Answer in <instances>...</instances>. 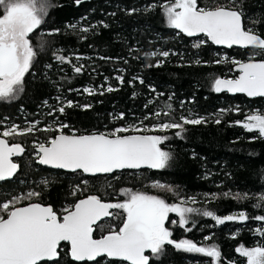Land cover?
<instances>
[{"label": "trees", "instance_id": "1", "mask_svg": "<svg viewBox=\"0 0 264 264\" xmlns=\"http://www.w3.org/2000/svg\"><path fill=\"white\" fill-rule=\"evenodd\" d=\"M50 2L54 7L49 9L46 23L31 39L36 44L42 32L47 33L54 28L61 31L56 35L43 36L47 43L32 70L36 75L26 77L25 92L19 99L13 102L0 101V131L11 124L24 127L27 122L35 120L40 121L38 128H44L48 124L55 126L54 119L71 126L70 129H65L66 132L76 129L81 134L140 125L141 122L151 126L157 121L149 114L163 109L166 103L172 104L173 116L177 119L182 114L191 113L193 116L207 117L208 122L187 125L184 139L175 137V129L166 133H144L170 136V140L162 148L172 151L176 156V162L171 167L123 170L95 177H87L82 172L52 170L36 163L33 141L44 142L54 133L36 131L31 135L16 137L10 142L23 143L26 151L16 159L22 165L17 175L8 182L0 183V201L35 189L41 192L39 202L51 204L60 214L64 207L87 195L95 194L105 200H118L123 199L119 195L122 188H131L161 195L169 203L179 202L180 198L195 197L196 203L190 202L187 206L206 208L220 216L240 210L252 216L264 215V201L259 200L260 195L264 194V140L252 141L250 138L253 133L235 123L243 120L249 112L264 110V98L251 100L242 95L217 94L211 89L215 77L234 78L237 75L230 62L216 64L213 61L225 56L246 61L257 50L234 47L224 49L209 42L199 49L194 48V43L207 38L178 34L177 30L167 26L159 7L151 12L143 11L150 3L159 5L162 0H85L79 7L72 0ZM213 2L215 0H199L201 6ZM235 2L240 4L245 13V24L264 34V0ZM131 8L141 11L128 15L127 10ZM82 17L86 19H81ZM100 21L108 27H102ZM70 24H77V28H69ZM91 25L97 26L94 31H79L81 27ZM83 36L87 38L82 39ZM154 50L176 54H170L167 58L143 55ZM54 52L70 56L72 64H83V72L76 74L72 71V64L56 61L53 58ZM76 56L83 58L77 60ZM259 58L260 55H256V59ZM156 59L163 60V63L158 67L145 66L155 64ZM197 59L208 63L196 64ZM47 64H52L53 67L47 69ZM118 75L124 76L123 84L115 78ZM135 77L143 79L144 83L134 80ZM109 85L116 90L104 91L100 95L99 91ZM84 87L96 88L97 94L83 92ZM151 88H155L156 92L153 93ZM158 93L163 95L157 96ZM169 97H172L170 101ZM68 100L79 105L91 104L92 107L66 108L64 114L56 113L55 117L49 115L53 108L60 107L62 101ZM150 100L154 103L149 104ZM44 101H47V105ZM236 106H239V112L229 111L219 115L220 109H234ZM120 113H124L123 119L116 118ZM146 116L149 118L145 119ZM217 118L221 119V123H215ZM45 178L49 181L47 186L41 183ZM157 181L171 186L174 191L153 188V183ZM76 185H80L82 191L73 196ZM226 192L230 194L227 197L224 196ZM245 193L248 194V199L233 198ZM257 203L261 204L260 208L254 207ZM170 219L178 220V217L171 213ZM193 222L195 227H192ZM100 223L105 226L106 231L109 225L119 224L120 221L107 218ZM259 223L226 222L216 225L211 217L193 213L189 214V224L186 226L192 227L191 232L175 225L168 226L173 230L174 239L188 238L200 244L219 245L222 264H228V261L245 264L246 259L239 256L235 248L240 243L253 247L264 242V237L253 234ZM94 235L98 238L101 233L97 230ZM206 236H211L212 240L205 241ZM62 246L67 250L68 245ZM61 264L74 262L70 257H65ZM101 264H108V259L102 260ZM116 264L127 263L117 261ZM163 264H211V258L201 254L177 252L172 246H167Z\"/></svg>", "mask_w": 264, "mask_h": 264}, {"label": "snow or ice", "instance_id": "2", "mask_svg": "<svg viewBox=\"0 0 264 264\" xmlns=\"http://www.w3.org/2000/svg\"><path fill=\"white\" fill-rule=\"evenodd\" d=\"M84 2L85 0H72L77 7ZM52 7L54 5L50 0H0V101L13 102L19 99L25 92L26 77L36 75L32 70L47 43L43 36L60 33L59 28H54L47 33L42 32L36 44L31 39L46 23V17ZM157 7L160 8L167 26L177 30L178 34L183 33L187 37L203 34L207 38L194 43V48L199 49L210 41L214 45L228 48L238 46L257 50L246 61L230 59L227 56L213 61L216 64L230 62L239 74L234 78L215 77L211 89L216 93H242L249 98H264V34L245 24V13L240 4L235 0H215L212 4L201 6L199 0H162L159 5L150 3L143 11L151 12ZM138 11L141 9L131 8L127 10V14L132 15ZM99 23L104 28L108 27L103 21ZM68 27L75 30L77 24H70ZM96 27L84 26L79 31L88 33ZM170 54L176 53L154 50L143 55L167 58ZM256 55L261 58L256 59ZM53 58L60 63L72 64V58L67 55L54 52ZM75 58L80 60L83 57ZM162 63L163 60L156 59L155 64L145 66L158 67ZM195 63L208 62L197 59ZM45 67L51 69L53 65L47 64ZM84 67L83 64H72V71L80 74ZM115 78L121 84L124 83L123 75ZM134 80L144 83L139 77ZM115 90L109 85L100 90L99 94ZM150 90L156 92L155 88ZM83 92L95 95L97 89L84 87ZM162 95L163 93L157 94ZM168 99L170 101L172 97ZM57 100H60V97H57ZM148 103L154 101L150 100ZM44 104L47 105V101H44ZM72 107L88 109L92 105H79L71 100L62 101L61 106L53 108L49 115L55 117L56 113L64 114L66 108ZM229 111L239 112L240 108L236 106L234 109H220L219 115ZM149 116L157 121L151 126L141 122L140 125H126L108 131L83 134L76 129L66 132L65 129H70L71 126L58 119H54L55 126L48 124L44 128H38L39 120L29 121L24 127L11 124L0 131V182H8L17 175L22 165L14 158L22 157L26 151L23 143L10 140L14 141L16 137L31 135L36 131L54 133L44 142L33 141V156L38 164L66 169L73 173L95 175L139 169L143 166L151 169L171 167L176 162V156L172 151L162 148V145L170 140L169 135L128 133H166L175 129V137L184 139L187 125L208 122L207 117L193 116L191 113L175 118L171 103H166L163 109L151 112ZM164 117L167 119H163ZM116 118L123 119L124 113H120ZM215 123H221V119H215ZM235 123L253 133L250 138L252 141L264 140V110L249 112L243 120ZM192 155L195 157V152ZM41 183L47 186L49 181L45 178ZM84 183L87 184V181ZM152 187L167 192L174 191L171 186L159 181L153 183ZM80 191V185H76L72 195L75 196ZM119 195L123 199L105 200L100 195L90 194L64 207L60 214L51 204L39 202L41 192L35 189L0 201V264H61L65 257H70L74 264H101L105 258L108 259V264H116L117 261H126L129 264H163L167 256V246H172L177 252L201 254L211 258V264H222L219 245L200 244L188 238H173V230L168 225L191 232L195 222L192 227L186 226L189 224V214L193 213L211 217L216 225L226 222H260L253 234L264 237V215L252 216L240 210L220 216L206 208L187 206L190 202L196 203L195 197L180 198L179 202L169 203L161 195L131 188H122ZM229 195L224 193L226 197ZM233 198L249 197L245 193ZM259 200L264 201V194L260 195ZM254 207L260 208L261 204L257 203ZM171 213L176 214L178 220L170 219ZM104 218L119 220L120 223L109 225L105 231V226L100 223ZM97 230L101 233L98 238L94 235ZM204 240L210 241L212 237L206 236ZM64 243L68 245L67 250L62 246ZM235 252L246 258V264H264V242L253 247L240 244L235 248ZM228 264H236V261H228Z\"/></svg>", "mask_w": 264, "mask_h": 264}, {"label": "water", "instance_id": "3", "mask_svg": "<svg viewBox=\"0 0 264 264\" xmlns=\"http://www.w3.org/2000/svg\"><path fill=\"white\" fill-rule=\"evenodd\" d=\"M183 34V33H182ZM199 36H204L203 34H200ZM209 43L210 44H212L210 41H209ZM213 46H215V47H218V48H224V49H230V48H228V47H226V46H223V45H214V44H212ZM234 48H238V49H245V48H241V47H238V46H233ZM248 49H251V48H248ZM233 71L234 72H236L237 73V75L239 74L238 73V71H236L235 70V68H234V66H233ZM216 93V92H215ZM222 93H226V94H228V95H230V96H236V95H242V96H244L245 98H247V99H258V98H249V97H247L245 94H242V93H236V94H232V93H228V92H221V93H217V94H222ZM128 134H144V133H128ZM149 135H152V134H149ZM17 158H19V157H17ZM17 158H14V159H17ZM37 163V162H36ZM38 164V163H37ZM38 165H40V164H38ZM40 166H43V167H45V168H48V169H52V170H59V171H63V172H67V173H73V172H71V171H69V170H66V169H56V168H53V167H51V166H45V165H40ZM144 169H151V168H148L147 166H143V167H141V168H139V169H124V170H135V171H138V170H144ZM119 171H123V170H117V171H115V172H119ZM114 172V173H115ZM83 173V172H82ZM85 176H87V177H95V176H105V175H110V174H113V173H108V174H95V175H93V174H87V173H83ZM1 183V182H0ZM82 198H84V197H82ZM82 198H79V199H82ZM105 219H107V218H104V220ZM103 221V220H102ZM64 244H66V243H64ZM67 245V244H66ZM121 262H124V263H127V264H129V262H126V261H121Z\"/></svg>", "mask_w": 264, "mask_h": 264}, {"label": "rangeland", "instance_id": "4", "mask_svg": "<svg viewBox=\"0 0 264 264\" xmlns=\"http://www.w3.org/2000/svg\"><path fill=\"white\" fill-rule=\"evenodd\" d=\"M240 244H242V243H240ZM240 244H238V245H240ZM238 245H237V246H238ZM245 259H246V258H245ZM245 264H246V262H245Z\"/></svg>", "mask_w": 264, "mask_h": 264}, {"label": "flooded vegetation", "instance_id": "5", "mask_svg": "<svg viewBox=\"0 0 264 264\" xmlns=\"http://www.w3.org/2000/svg\"><path fill=\"white\" fill-rule=\"evenodd\" d=\"M34 43V41H32Z\"/></svg>", "mask_w": 264, "mask_h": 264}]
</instances>
